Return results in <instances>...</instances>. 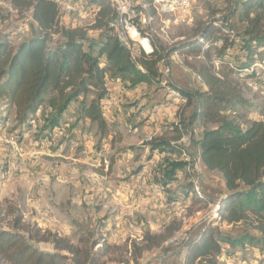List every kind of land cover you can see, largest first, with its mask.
<instances>
[{
    "label": "trees",
    "instance_id": "1",
    "mask_svg": "<svg viewBox=\"0 0 264 264\" xmlns=\"http://www.w3.org/2000/svg\"><path fill=\"white\" fill-rule=\"evenodd\" d=\"M6 1L18 15L31 14L36 33L25 40L10 39L8 35L0 38L3 121H11L23 136L32 130L41 112L45 123L36 135L40 140L59 129L70 106L76 103L81 118L86 117L105 139L114 127L103 112V101L109 95L108 83L119 81L127 90L156 84L160 82L161 65L171 54H178L205 89L176 88L193 112L181 125H173L167 134L153 138L148 145L152 152L180 154L183 146L179 142L189 128L201 125L204 131L197 144L202 163L209 171L222 175L226 191L212 223L197 228L176 248L183 256L182 264H219L221 256L235 255L251 239L247 233L239 237L223 233L222 224L241 225L245 231L264 236V121L252 120L244 126L236 120L247 105L240 80L260 84L255 74L247 78L243 74L256 62L264 63V0H238L233 4L232 18L243 28L239 45L232 40L233 27L218 29L213 19L193 29L192 36L172 49L153 37L152 51L139 54L133 52L134 42L126 44L121 40L118 16L109 0H90L91 8L98 7L99 12L94 24L86 27L63 25L61 7L55 0ZM91 31L103 33L96 47ZM56 37L62 41L53 46ZM219 44L218 55L214 57L212 53ZM233 50L240 55L232 53ZM193 54H203L204 60L198 65L190 63ZM112 164L113 161L110 169ZM162 165L165 167L159 172L163 174L164 186L178 181V172L187 166L184 161ZM185 174L183 191L174 202L179 198L196 199L210 205L201 175L203 197H198L190 175ZM9 213L16 215L8 226L0 225V264H104L103 260L115 251L128 248V243L120 247L107 237L94 239L95 234L90 231L75 242L74 237H62L27 224L18 210L11 208ZM179 231L172 223L161 233L146 232L141 245L133 244V263L139 264L145 252L162 248ZM41 244H51L53 250L45 251L39 247ZM99 245L101 249L97 250Z\"/></svg>",
    "mask_w": 264,
    "mask_h": 264
},
{
    "label": "crops",
    "instance_id": "2",
    "mask_svg": "<svg viewBox=\"0 0 264 264\" xmlns=\"http://www.w3.org/2000/svg\"><path fill=\"white\" fill-rule=\"evenodd\" d=\"M61 11V17L63 14L66 15L61 19V23L70 27V15L73 12L65 8ZM87 13L80 14V16L84 18ZM28 19L34 23L31 14ZM12 26L13 33L9 35V38L21 40L20 36L15 37L21 28L17 31L15 23ZM79 26L82 25H72V27ZM23 32L27 33L24 34L27 38L32 37L28 25L25 26ZM8 34L9 32L5 31L4 35ZM92 38L95 39V36ZM180 62L178 58L172 57L163 63L160 72L165 76L156 84H142L133 90H127L121 82L110 81L108 83L109 95L103 101V112L106 120L114 125L113 132L107 138L102 139L97 129L92 127L88 119H85V125H82L81 129L80 126L73 129V133L78 134L79 128L82 140H85L84 145L75 143L77 148L84 146L79 149V154L73 153L69 155L70 157H66L64 149H58L59 147L48 153H41L42 151L37 152V147L34 148L30 143L29 147L26 146L28 156L42 154L47 159V165H44L41 170V177L33 181L28 188L29 210L24 213L26 222L44 230L57 232L62 237L73 236L80 228L91 231L104 229L108 232L110 242L115 243L130 238L143 240L142 234H145L144 231L148 232L147 229L157 234L162 232V226L170 224L176 214L166 217L164 214L166 208L175 204L180 206L181 203L187 201L179 198L181 201L174 202V198L181 196L183 185L187 180L185 174L187 171L185 167L184 170L178 172L176 176L178 181L164 186L161 184L163 174L159 172V169L165 167L162 164L168 161H184L186 165L188 163L182 150L180 154L152 152L148 143L153 138L167 134L178 119L186 120L193 112V107L188 106L186 98H183L181 102L170 96L165 87L167 82L175 89L191 91L196 88L195 84L201 90L205 89L200 78L182 66ZM165 70L168 73L164 72ZM167 100L170 102L169 105L166 108H160L161 104ZM179 104L182 105L176 106ZM77 106L78 104L73 103L66 117L74 110L77 111ZM79 117L81 118L80 115ZM82 121L83 119L79 123ZM203 131L202 128V135ZM191 138H193V133L190 132L189 139ZM145 140H147L146 143ZM179 145L183 146L182 149L184 146L188 147L187 157L198 166L205 197L211 201L210 205L219 203L226 192L222 175L206 169L200 157L201 151L199 148L194 149L192 141L187 144L186 139L179 142ZM107 147L108 151H106ZM69 159L71 162L66 165L65 160ZM111 161L113 164L110 169ZM32 163L33 167L40 166L33 161ZM54 164L63 165L56 172L52 169ZM101 166L104 169L100 168ZM54 174L57 175L56 178L53 177ZM25 176L33 178L34 173L31 172ZM114 177L120 179L118 184ZM39 181L46 185L39 188ZM107 214L109 218L104 219ZM146 215L150 219H147ZM205 223L207 225L210 222L204 221L198 224L191 233H195L197 228ZM231 227L233 225L222 224L220 230L233 237L241 236L224 231ZM242 254L239 250L231 257L223 255L218 262L235 264V260L237 261L235 258ZM158 258L157 260L163 261L162 264H182L183 261V256L178 252L160 255ZM238 263L254 264V261L242 259Z\"/></svg>",
    "mask_w": 264,
    "mask_h": 264
},
{
    "label": "rangeland",
    "instance_id": "3",
    "mask_svg": "<svg viewBox=\"0 0 264 264\" xmlns=\"http://www.w3.org/2000/svg\"><path fill=\"white\" fill-rule=\"evenodd\" d=\"M90 1V5H91ZM238 3V0H200L198 5L195 9L194 14V24L190 28H176L172 29L168 32V34L160 33L159 31L155 33V37L157 40H159L161 43H163L168 49H172L176 45L180 44L183 40L188 39L193 34V29H196L200 24H204L207 22H210L211 20L215 19L217 22L218 29H225L224 27H233L234 29V35L232 34V40H236L237 45H239V39H241V35L243 34V28L235 21L233 17V4ZM10 2L6 0L0 1V38H2L5 33V31H8L9 34H12V24L15 23V26L18 29H20L19 34L17 33L15 37L21 38V40L27 39L26 32H23L25 30V26L28 25L29 32L34 35L36 33V29L33 27V23L30 19H28V14L26 15H18L16 9L14 6L11 8L9 6ZM238 5V4H237ZM9 8L10 12L4 8ZM91 7V6H90ZM86 7V11L88 12L86 16L81 17L78 13H72L70 15V27L74 24H80L82 27L90 26L94 24L95 20V12L91 8ZM239 10V8H238ZM66 16V15H65ZM64 14L62 15L61 19H63ZM3 33V34H2ZM102 32H95L91 31L90 36H95V39H93V45L96 47L98 43L102 39ZM151 39V41L155 38ZM62 39L60 37L54 38L52 45L56 46L59 42H61ZM134 48L133 52L135 54H139L141 51L145 52L139 41L134 42ZM220 48V44L215 47V51L212 53V56L216 57L218 55V51ZM152 51V49H151ZM232 53L236 55H240L239 51H231ZM146 53V52H145ZM262 55H264V52H262ZM175 58L179 59L181 62V65L184 66L183 63V57H181L178 54H171L169 58ZM204 60L203 54H193L191 57H189L190 63L194 65H198L200 62ZM235 63H233L234 65ZM215 65H219L217 62ZM235 66V65H234ZM185 67V66H184ZM218 67V66H217ZM190 70V69H189ZM164 72H167L165 70ZM168 73V72H167ZM194 73V72H193ZM263 80L260 82V84H254V81L251 82V80L245 79V81L240 80V85L242 86L243 95L245 98V101L247 103L245 109L240 111L241 115L239 118H236V120L243 124L244 126H247L250 121L256 119V120H264V71H261ZM166 74V73H165ZM164 74L161 75V78H164ZM246 74H243V77H246ZM163 81H166V79H163ZM166 89H168L169 93L170 90H176L173 88V86L167 82L165 84ZM195 89L191 91H197L200 90L199 87L195 84ZM197 89V90H196ZM181 93V92H180ZM174 98V97H173ZM176 99V98H174ZM182 102V100H180ZM169 101H164V103L161 104V107L166 108L169 105ZM182 104L176 105L180 106ZM182 108H180L181 110ZM3 108H1L0 105V225L3 227L8 226L12 220L14 219L16 214L9 213V210L11 208L18 210L20 213H26L27 210H29V200H28V188L30 187V184L35 181L36 179H39L41 177V170H43V166L47 165V159L45 155L38 154L33 157L28 156L27 153V147L30 143L31 146L34 148L37 147V152L42 151L48 153L49 151H52L53 149H64V153L67 154L66 157H70L69 155H72L73 153L79 154V149L84 148L80 147L77 148L75 146V143L84 145L85 140H82V135L79 132L82 128V125H85L84 121L85 118H82L83 121L79 123L82 119L79 117V114L76 110H74L73 113H70L67 115V117L63 120L61 123L59 129L62 132V137L59 138L56 142L51 143V136L47 138H43L38 140L36 135L38 134V131L42 128L44 125V117L41 112L38 113L36 117V123L33 126L32 130L28 133H25L23 136H20L21 132L19 130H15L14 125L11 121H3L4 117ZM182 116V114H181ZM184 119H178L177 123L174 125H181L180 123L183 122ZM9 123V124H8ZM8 124V125H7ZM77 126H80V129L78 128V134L73 133V129ZM173 126V125H172ZM171 126V127H172ZM170 127V128H171ZM169 128V129H170ZM202 126L199 124H196L192 129L188 130L187 135L184 136L183 139H187V144L192 141V144H194V149H198V139L201 138L202 135ZM190 132L193 133V138L189 139ZM154 137V136H153ZM147 140L144 142L146 143ZM15 143L13 145L12 143ZM137 143V142H134ZM35 145V146H34ZM61 146V147H60ZM29 147V146H28ZM40 148V149H39ZM43 149V150H42ZM108 147L106 148V151H108ZM105 155L107 154L105 151L103 152ZM33 162L38 163L39 167H33ZM110 161V160H109ZM69 160H65V164L68 165L70 163ZM111 163V162H110ZM63 165V164H62ZM61 164H54L53 168L56 172L60 170L62 167ZM102 168V166L100 167ZM104 169V168H102ZM34 173L33 178H27L25 175L28 173ZM53 173V172H50ZM55 175V174H54ZM54 178L57 177V175L53 176ZM115 182L118 184V181H120L119 178H115ZM55 182L57 181L54 180ZM87 181V180H86ZM40 183V187L45 186L42 182ZM171 199V198H170ZM171 201V200H170ZM184 202V201H183ZM212 210V206L209 205V203H200L197 202L196 199H189L185 201L184 203H181L180 206H177V204L166 208V217L168 216H174V219L171 220L170 224L174 223L175 227H179L180 231L185 232L186 234H190L198 224L208 221V218L210 217ZM113 214V213H112ZM111 214V215H112ZM146 215L145 217H147ZM109 218V214L104 219ZM111 218V216H110ZM216 218V215L209 220L210 223H212L213 219ZM102 219V221L104 220ZM147 219H150L147 217ZM29 224L28 222H26ZM169 224V225H170ZM164 225L162 226L164 231L168 226ZM37 226V225H36ZM90 229V228H89ZM111 230H114L111 228ZM85 231H90L95 234L94 239H98L101 237L109 238L108 232L104 229H95L94 231L87 230L80 228L77 230V232L70 236V238L74 237V241L77 242L78 239L85 235ZM148 232H151V229H147ZM228 231L230 233H236L233 235H244L247 233L250 236V240L246 242V245L242 249H237V251H242V255L238 256L237 261L235 260V264L238 263V261H242V259H250L254 261V264H264V236L258 234L254 231H245V229L242 226H233L231 228H228ZM144 233H146L144 231ZM142 237H144V234H142ZM113 244L120 245V247H123L126 243H128L127 250L120 248V250L115 251L110 256L105 258L104 264H121L120 261H127L130 262L128 264H134L133 258L135 257L133 244L135 245H141L142 240H136V239H129V240H123L122 242H112ZM39 247L45 251H52L53 247L51 244H41ZM97 250L101 249V245L96 247ZM178 252V250L169 245H164L162 248L155 249L150 252H145L143 254L142 259L139 260V264H162L163 261H159L158 257L160 255H167L170 253ZM234 255V254H233ZM241 257V258H240ZM219 264H226V263H220ZM239 264V263H238Z\"/></svg>",
    "mask_w": 264,
    "mask_h": 264
},
{
    "label": "built area",
    "instance_id": "4",
    "mask_svg": "<svg viewBox=\"0 0 264 264\" xmlns=\"http://www.w3.org/2000/svg\"><path fill=\"white\" fill-rule=\"evenodd\" d=\"M55 1L59 3L61 10L65 8L67 11L78 13L79 15L87 13L85 8L91 6L90 0ZM199 1L200 0H109L118 16L117 31L121 40L126 44L139 41L146 53L151 52V39L158 31L163 34H168L172 29L192 27L194 24L195 9ZM9 6L11 8L13 7L11 3ZM91 9L94 10L96 19L99 8L95 7ZM134 35H136L138 39H135ZM145 42L150 48L149 51L144 46ZM261 71H264V63L256 62L245 70V74L247 76L255 74L257 81L260 83L263 80ZM169 94L178 100H183L184 98L183 95L176 90H170ZM61 137V130H55L50 138L51 143L56 142ZM183 141H185V139H182L181 142ZM12 144L15 145L14 142ZM186 149H188V147L185 146L184 149H182V153L186 157L188 163L186 171L190 175V181L194 185L197 196L203 197L200 171L191 158L189 159L187 157ZM219 208V203L212 206L211 218H208L209 220L217 215ZM190 234L179 231L165 245H171L177 248L190 237Z\"/></svg>",
    "mask_w": 264,
    "mask_h": 264
},
{
    "label": "bare ground",
    "instance_id": "5",
    "mask_svg": "<svg viewBox=\"0 0 264 264\" xmlns=\"http://www.w3.org/2000/svg\"><path fill=\"white\" fill-rule=\"evenodd\" d=\"M134 38L135 39H138V37L136 36V35H134ZM144 46H145V48L149 51L150 50V48H149V46H148V44L145 42L144 43Z\"/></svg>",
    "mask_w": 264,
    "mask_h": 264
},
{
    "label": "water",
    "instance_id": "6",
    "mask_svg": "<svg viewBox=\"0 0 264 264\" xmlns=\"http://www.w3.org/2000/svg\"><path fill=\"white\" fill-rule=\"evenodd\" d=\"M221 201H222V200H221ZM221 201L219 202V205H220Z\"/></svg>",
    "mask_w": 264,
    "mask_h": 264
}]
</instances>
